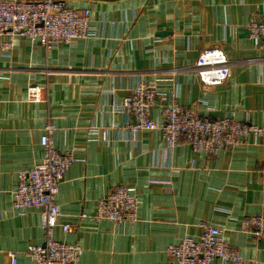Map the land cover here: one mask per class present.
I'll return each instance as SVG.
<instances>
[{"label":"crops","instance_id":"1","mask_svg":"<svg viewBox=\"0 0 264 264\" xmlns=\"http://www.w3.org/2000/svg\"><path fill=\"white\" fill-rule=\"evenodd\" d=\"M92 9V35L52 49L18 36L3 51L0 37V264L17 252L33 264L29 246L44 242L41 209H13L18 172L42 161L44 126L56 147L76 160L57 197L55 236L83 247L79 264H178L167 252L201 224L217 226L252 264H264V240L242 231L246 216H264V135L214 156L182 143L169 148L160 129L132 132L123 101L141 80L158 82L152 115L163 118L172 98L212 118L232 115L264 125V50L248 23L264 18V0H65ZM221 48L231 76L201 83L192 65ZM41 88V99L29 88ZM117 184L134 186L138 221L80 219ZM213 264H234L216 259Z\"/></svg>","mask_w":264,"mask_h":264},{"label":"built area","instance_id":"2","mask_svg":"<svg viewBox=\"0 0 264 264\" xmlns=\"http://www.w3.org/2000/svg\"><path fill=\"white\" fill-rule=\"evenodd\" d=\"M91 22V8L77 9L65 0H0V37H7L1 49L11 50L18 36L39 41L47 49L60 43L70 44L92 35ZM248 31L249 37L258 39L259 48L264 50V18H252ZM191 67L206 86L223 84L231 76L229 57L221 48L202 51ZM41 93V88L31 86L28 95L38 101ZM157 97L156 80H141L133 87L123 101L131 116L127 127L132 132L160 129L169 148L187 143L195 152L214 156L221 150L245 144L250 137L264 135V125L240 121L232 115L222 118L201 115L174 98L164 109L162 120L157 121L152 115L158 104ZM57 129L53 122L44 126L40 139L44 150L42 161L31 168L19 170L18 185L13 191V209H41L44 242L26 250L33 264H79L83 252L79 242L68 243L55 236L56 228H61L64 233L75 230V226L60 222L62 212L57 197L76 158L71 152H63L56 147L54 134ZM138 212L137 189L117 184L98 201L93 216L81 213L79 217L107 219L115 224L135 223L139 219ZM201 228L199 238L185 236L168 246V254L178 264H213L216 259L234 264H252L229 244L221 228L206 223H202ZM242 231L264 240V216H246L242 221ZM9 258V264H20L17 252L10 251Z\"/></svg>","mask_w":264,"mask_h":264},{"label":"rangeland","instance_id":"3","mask_svg":"<svg viewBox=\"0 0 264 264\" xmlns=\"http://www.w3.org/2000/svg\"><path fill=\"white\" fill-rule=\"evenodd\" d=\"M89 215V214H88ZM93 216V215H92ZM92 219V218H91ZM96 220V219H95ZM103 220H106V219H103ZM98 221V220H97Z\"/></svg>","mask_w":264,"mask_h":264}]
</instances>
